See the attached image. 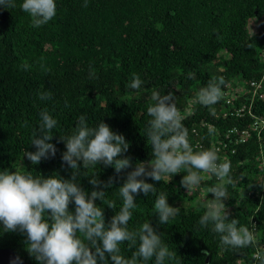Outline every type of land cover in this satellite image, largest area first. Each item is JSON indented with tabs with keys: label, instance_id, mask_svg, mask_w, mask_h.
Here are the masks:
<instances>
[{
	"label": "trees",
	"instance_id": "1",
	"mask_svg": "<svg viewBox=\"0 0 264 264\" xmlns=\"http://www.w3.org/2000/svg\"><path fill=\"white\" fill-rule=\"evenodd\" d=\"M22 2L14 0L15 7L9 8L0 5V171L20 168L34 177L58 173L71 179L73 170L62 161L66 145L61 137L72 135L81 115L89 127L103 121L130 143L124 156L131 157L132 166L117 174L103 164L84 169L80 161L77 183L90 197L98 190L90 178L107 182L114 177L112 186L103 190L115 209L95 201L104 208L107 224L122 207L119 187L127 174L137 162L152 159L146 138L151 93L171 92L195 151L223 143L218 155L230 162L234 181L226 185L229 219L253 231L256 243L222 248L212 225H199L206 211L203 203L214 198L207 189L218 181L201 173L205 179L189 193L180 183L186 175L183 169L169 182L146 180L156 186L157 194L165 192L179 213L161 225L154 210L156 196L141 192L130 210L129 230L151 221L162 242L176 253L165 264H260L253 254L264 252V29L253 32L251 23L264 19V0H87V7L85 0H56L55 17L39 28L31 26ZM24 62L26 70L21 68ZM190 72L194 78H188ZM133 73L143 81L138 90L127 87ZM214 76L224 77L222 97L203 106L196 93ZM255 81L263 83L257 95ZM41 92L52 96L41 100ZM45 108L57 120L49 141L57 153L33 165L24 153L37 150L31 145L32 133ZM242 108L244 115H238ZM253 115L261 118L259 127ZM234 129L237 132H231ZM69 210L75 211L74 203ZM25 240V234L6 232L0 224V247L39 264L26 251ZM119 247L125 258L136 250L127 241ZM142 264H155V257Z\"/></svg>",
	"mask_w": 264,
	"mask_h": 264
},
{
	"label": "clouds",
	"instance_id": "2",
	"mask_svg": "<svg viewBox=\"0 0 264 264\" xmlns=\"http://www.w3.org/2000/svg\"><path fill=\"white\" fill-rule=\"evenodd\" d=\"M0 5L15 7L14 0H0ZM84 6L87 7V0ZM21 8L30 15L31 26L39 28L55 17L57 5L56 0H23ZM28 67L27 62L21 65L24 70ZM89 67L90 75L94 76V69L91 65ZM188 78H194V74L190 72ZM142 83L140 76L133 73L127 87L138 90ZM224 84L223 76H214L206 87L196 93V101L203 106L215 104L222 97L221 86ZM51 96V92L39 94L41 100H48ZM151 101L147 106V115L151 119L148 121L146 138L151 146L152 159L137 162L134 170L127 174L119 187L122 207L107 224L104 208L95 201L99 199L107 207L115 209L114 202L106 201V191L103 190L112 186L114 177L107 182L95 176L90 178L94 189H98L91 191L90 197L77 183L80 161L84 169L103 164L114 167L117 174L132 166L131 157L124 156L130 143L123 134L114 132L103 121L96 127H89L85 116L81 115L72 135L61 137L66 145L62 161L73 170L71 179L66 180L58 173L34 177L31 171L24 172L20 168L0 171V224L6 232L19 231L26 235V251L39 264H98V261L109 264V257L112 264H142L153 257L155 264H165L166 259H174L176 253L162 242L151 221L134 231L129 230L128 223L132 216L130 210L136 207L135 197L141 192L145 196L149 193L156 196L154 210L161 225L174 218L179 208L171 206L167 194H157L156 186L146 180L169 182L182 169L186 175L180 183L189 193L205 179L201 173L211 174L218 181L207 189L214 198L203 203L206 211L199 219V225L207 227L211 224L212 231L219 234L222 248L239 249L256 243L253 231L247 226L238 227V219H229L224 201L229 199L226 185L234 184L230 162L222 159L214 147L194 150L171 92L162 95L154 89ZM40 117L39 128L32 133L31 145L37 150H26L24 153V158L33 165L40 164L42 159L54 158L57 153L56 145L49 143L54 137L52 132L57 120L47 108L41 111ZM73 203L74 212L69 210ZM125 241L129 242V248L136 249L131 258L120 254L119 245ZM204 255L209 253L205 250ZM253 259L264 264V252L258 249ZM10 264H22V260L16 256Z\"/></svg>",
	"mask_w": 264,
	"mask_h": 264
},
{
	"label": "built area",
	"instance_id": "3",
	"mask_svg": "<svg viewBox=\"0 0 264 264\" xmlns=\"http://www.w3.org/2000/svg\"><path fill=\"white\" fill-rule=\"evenodd\" d=\"M252 86L254 87V95H257L260 91H261V89H262V87H263V83H262V81H255V82H253L252 83ZM261 96H263V94L261 93ZM237 114L238 115H244V108H242V109H239L238 111H237ZM255 118H256V123H255V126L256 127H259V121H261V118L260 117H258V116H256V115H253ZM263 122V121H262ZM231 132H237V129H234V130H232ZM249 132L248 131H244V134H248ZM221 144H223V143H218V144H216V147H217V149H220V145ZM208 174V173H207ZM208 175H210V174H208Z\"/></svg>",
	"mask_w": 264,
	"mask_h": 264
},
{
	"label": "water",
	"instance_id": "4",
	"mask_svg": "<svg viewBox=\"0 0 264 264\" xmlns=\"http://www.w3.org/2000/svg\"><path fill=\"white\" fill-rule=\"evenodd\" d=\"M18 256L16 252L10 248H1L0 247V264H10L13 258ZM22 260V264H30L25 260Z\"/></svg>",
	"mask_w": 264,
	"mask_h": 264
},
{
	"label": "rangeland",
	"instance_id": "5",
	"mask_svg": "<svg viewBox=\"0 0 264 264\" xmlns=\"http://www.w3.org/2000/svg\"><path fill=\"white\" fill-rule=\"evenodd\" d=\"M264 29V19H255L251 23V30L260 31Z\"/></svg>",
	"mask_w": 264,
	"mask_h": 264
}]
</instances>
